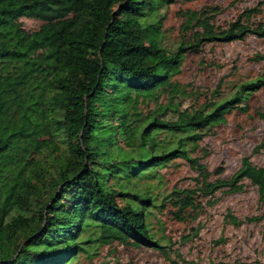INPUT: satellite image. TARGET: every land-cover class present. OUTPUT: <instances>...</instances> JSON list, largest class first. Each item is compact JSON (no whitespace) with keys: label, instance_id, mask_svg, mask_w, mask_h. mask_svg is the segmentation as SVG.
<instances>
[{"label":"trees","instance_id":"16d2710c","mask_svg":"<svg viewBox=\"0 0 264 264\" xmlns=\"http://www.w3.org/2000/svg\"><path fill=\"white\" fill-rule=\"evenodd\" d=\"M171 1L0 0V94L19 95L0 98V264H64L88 241L162 247L147 221L154 202L135 178L174 157L196 171L193 187L173 188L157 204L167 201L175 219L193 217L201 197L208 201L220 188L239 190L242 178L263 199L264 166L242 156L228 178H210L191 154L206 126L233 107L231 98L206 110L172 107L169 118L160 110L170 100L137 111L142 98L176 90L171 76L185 52L207 41L264 35V22L247 21L256 7L219 27L209 22L217 10L209 5L182 13L184 32L169 50L161 43L159 7ZM23 15L41 23L26 30ZM252 58L264 65L263 54ZM261 85L264 71L242 96Z\"/></svg>","mask_w":264,"mask_h":264},{"label":"rangeland","instance_id":"374dc122","mask_svg":"<svg viewBox=\"0 0 264 264\" xmlns=\"http://www.w3.org/2000/svg\"><path fill=\"white\" fill-rule=\"evenodd\" d=\"M209 5L217 7L209 12L212 26L225 27L242 10L253 6L256 10L251 11L247 21L251 25L264 22V0H173L159 7L162 45L169 50L175 48L184 32L180 27L186 9L196 14ZM19 21L26 30L41 23L40 19L24 15ZM255 53L264 55V35L248 33L242 39L207 41L197 52H185L179 71L171 76L176 84L171 96L158 92L137 103V111L144 115L170 100V105L160 110L163 117L169 118L175 113L172 107L206 110L210 104L232 99L233 107L206 126L191 152L211 171L210 178H228L242 156L254 165L264 166V146L256 147L264 139V85L246 98L242 96L246 84L264 71L262 61L252 58ZM0 98L18 101L19 95L11 89L1 93ZM166 135L161 132L158 137ZM118 145L125 147L121 141ZM195 174L185 159L174 157L148 175L135 178L137 186L154 202L146 211L147 221L151 235L162 247L134 246L116 240L88 241L64 264H264V197L258 199L256 186L247 178L241 179L239 190L223 187L214 191L208 201L207 196L201 197L197 212L184 220L171 216L167 201L157 205L169 190L193 187ZM226 213L241 222H230ZM253 215L259 217L245 219Z\"/></svg>","mask_w":264,"mask_h":264}]
</instances>
